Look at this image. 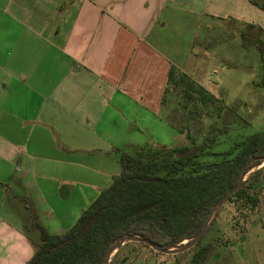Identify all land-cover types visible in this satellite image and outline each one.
<instances>
[{
    "label": "crops",
    "instance_id": "0c3cea01",
    "mask_svg": "<svg viewBox=\"0 0 264 264\" xmlns=\"http://www.w3.org/2000/svg\"><path fill=\"white\" fill-rule=\"evenodd\" d=\"M253 8L251 0H0V264L33 258V219L50 234L69 230L120 173L122 152L184 138L161 112L170 67L183 71L168 27L182 32L185 19Z\"/></svg>",
    "mask_w": 264,
    "mask_h": 264
},
{
    "label": "trees",
    "instance_id": "16d2710c",
    "mask_svg": "<svg viewBox=\"0 0 264 264\" xmlns=\"http://www.w3.org/2000/svg\"><path fill=\"white\" fill-rule=\"evenodd\" d=\"M253 3L264 10V1ZM243 34L245 43L258 46L264 66V28L247 23ZM178 95H184L182 105L177 101L170 107L169 98ZM214 104L218 109L210 116L207 109ZM226 106L190 75L172 65L161 101L162 116L191 143L195 140L193 130H201L202 142L182 148L144 145L133 153L122 152L120 173L114 175L112 183L100 191L63 235L50 234L35 221L40 240L28 264H104L110 247L135 235L166 248L181 246L193 238L217 202L238 183L243 171H250L264 159V131L236 141L225 152L213 150L220 136L229 133L241 119L232 107ZM233 114H237V121L233 120ZM207 118L214 120L205 132ZM194 123L202 126L194 128ZM213 155L217 158L210 163L202 160ZM260 170L251 173L228 200L236 197L257 205L258 195L251 191L253 183L249 180L257 181ZM203 258L195 253L193 261L199 263Z\"/></svg>",
    "mask_w": 264,
    "mask_h": 264
},
{
    "label": "rangeland",
    "instance_id": "374dc122",
    "mask_svg": "<svg viewBox=\"0 0 264 264\" xmlns=\"http://www.w3.org/2000/svg\"><path fill=\"white\" fill-rule=\"evenodd\" d=\"M232 13L239 14L236 9ZM187 22H190L189 25ZM247 23L261 24L264 28V10L260 7L248 9L236 17L203 15L199 19L188 18L184 20L182 32L170 26L166 32L170 40L178 36L177 43L181 44L178 56L183 71L224 102L226 107H232L241 118L238 120L237 114H233V120L238 121L229 133L220 136V142L213 149L216 152H225L236 141L254 132L264 131L263 58L258 46L244 42L243 33ZM183 96L170 97L169 106L172 107L177 101L181 106ZM210 107L203 109L208 108V114L214 116L218 106L214 104ZM213 120H204L205 132ZM193 126L200 128L202 124L194 123ZM178 133L184 138L181 136L177 146H173L175 148L202 142L201 130H193L194 143L183 133ZM146 145L151 146L152 143ZM132 150L127 151L133 153ZM215 158L217 156H206L202 160L210 163ZM258 169H261L258 180H249L253 183L251 191L258 195L257 205L236 197L227 200L213 217L215 219L211 221L206 234L190 249L170 254L145 246L136 239H128L114 251V258L109 264H264V160L246 174L245 180ZM38 238L40 240V235ZM195 253L204 256L201 262L194 263Z\"/></svg>",
    "mask_w": 264,
    "mask_h": 264
},
{
    "label": "water",
    "instance_id": "95a60500",
    "mask_svg": "<svg viewBox=\"0 0 264 264\" xmlns=\"http://www.w3.org/2000/svg\"><path fill=\"white\" fill-rule=\"evenodd\" d=\"M191 150H193V148H191L190 150L186 151L185 153H189ZM248 173H249V171H247V172L245 170L243 171V173H242V175H241L238 183L232 189L228 190L227 193L217 202L216 206L213 208L212 212L210 213L208 219L206 220V222L203 225V227L201 228V230L193 238H191L190 240L186 241V243H184L180 247H176V248H173V249L172 248H166L164 246L157 245V244L151 242L149 239L143 238V237L138 236V235L129 236V237L125 238V239H122L118 243H116L113 247H110L109 248L108 253H107V257L105 259V263L104 264H109V262L112 259V252L114 250H116L119 246H121L128 239H136L138 241H143L147 245H149L151 248H153V249H155L157 251H161V252H165V253H170V254H172V253H179V252H183V251H186V250L190 249L191 247H193L196 244V242L200 239V237L202 236V234L205 232V230L209 226L210 222L212 221L213 217L217 214V211L220 209L221 205L224 202H226L229 199V197L231 195H233L237 191V189L240 187V185L245 180L246 174H248Z\"/></svg>",
    "mask_w": 264,
    "mask_h": 264
},
{
    "label": "flooded vegetation",
    "instance_id": "af4514ba",
    "mask_svg": "<svg viewBox=\"0 0 264 264\" xmlns=\"http://www.w3.org/2000/svg\"><path fill=\"white\" fill-rule=\"evenodd\" d=\"M213 221H214V220H212V222H213ZM210 223H211V222H210ZM211 224H212V223H211ZM209 225H210V224H209ZM205 231H206V230H205ZM203 235H204V233L202 234V236H203ZM202 236H201V237H202ZM201 237H200V238H201ZM185 241H186V240H185ZM187 241H188V240H187ZM198 241H200V240H198ZM198 241H197V242H198ZM197 242H196V243H197ZM148 246H149V245H148Z\"/></svg>",
    "mask_w": 264,
    "mask_h": 264
},
{
    "label": "bare ground",
    "instance_id": "6f19581e",
    "mask_svg": "<svg viewBox=\"0 0 264 264\" xmlns=\"http://www.w3.org/2000/svg\"><path fill=\"white\" fill-rule=\"evenodd\" d=\"M115 251V250H114ZM114 251L112 252V254L114 253Z\"/></svg>",
    "mask_w": 264,
    "mask_h": 264
}]
</instances>
